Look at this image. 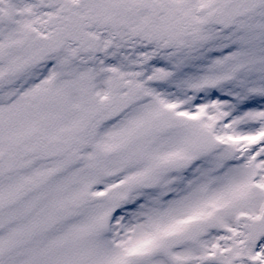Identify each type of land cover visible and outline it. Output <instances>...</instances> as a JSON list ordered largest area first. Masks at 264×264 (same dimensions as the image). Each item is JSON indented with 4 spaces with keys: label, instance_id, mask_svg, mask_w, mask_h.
I'll return each instance as SVG.
<instances>
[{
    "label": "snow or ice",
    "instance_id": "1",
    "mask_svg": "<svg viewBox=\"0 0 264 264\" xmlns=\"http://www.w3.org/2000/svg\"><path fill=\"white\" fill-rule=\"evenodd\" d=\"M0 264H264V0H0Z\"/></svg>",
    "mask_w": 264,
    "mask_h": 264
}]
</instances>
